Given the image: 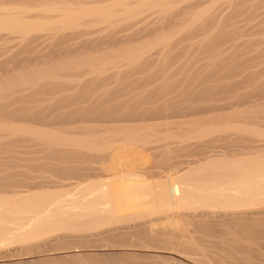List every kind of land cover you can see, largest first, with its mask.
I'll list each match as a JSON object with an SVG mask.
<instances>
[{
    "label": "bare ground",
    "instance_id": "obj_1",
    "mask_svg": "<svg viewBox=\"0 0 264 264\" xmlns=\"http://www.w3.org/2000/svg\"><path fill=\"white\" fill-rule=\"evenodd\" d=\"M201 1L175 8L139 0L121 11V0L103 8L42 5L51 21L12 17L25 8L20 3L0 14V38L20 39L15 49L0 48L13 64L0 65V153L8 150L0 157V260L24 264L19 259L31 254L38 257L33 264H120L132 253L113 247H141L154 262L156 253H168L190 264H264V125L251 123L264 122V82L247 72L227 81L245 63L264 61V47H257L264 39L247 45L235 37L264 32V0H223L225 16L213 3L175 33H162ZM152 6L156 21L117 38L127 43L160 32L152 54L85 53L112 44V28L135 24L128 21ZM89 20L110 30L84 39L88 28H79ZM43 30L61 35L44 37L28 56ZM200 33L204 40L189 41L194 53L216 61L202 58L201 73L170 71L171 40ZM69 36L81 39L68 45ZM214 51L223 57L213 58ZM242 52L250 56L241 60ZM244 81L251 87L241 89ZM236 140L243 142L238 148Z\"/></svg>",
    "mask_w": 264,
    "mask_h": 264
},
{
    "label": "rangeland",
    "instance_id": "obj_2",
    "mask_svg": "<svg viewBox=\"0 0 264 264\" xmlns=\"http://www.w3.org/2000/svg\"><path fill=\"white\" fill-rule=\"evenodd\" d=\"M19 1H21L22 2V0H19ZM19 1H17V0H0V14H3V13H5V12H7L8 10H10L11 8L13 9L15 6L17 7H19ZM24 1H27V0H24ZM24 1H23V4H21L20 3V5H24L25 6V8L24 9H22L19 13H17V15H16V13L15 14H13L12 15V17H14V16H16L17 18H20V19H24V20H26V21H44V20H46V21H51V20H53V16L52 15H46V14H44V13H42V5L43 6H53V7H64L65 6V4H68V5H70L73 9H80L81 8V6L82 7H84V8H96V7H98V8H103V7H106V6H108L109 4L111 5H116L115 3H117V2H119V0H44L43 1V3H42V0H28L26 3H24ZM122 1V3H124V4H120V6H116L115 7V9H117V10H119V11H121L122 9H123V7H125V5H127V6H131V7H133V6H135L138 2H139V0H121ZM160 1V0H159ZM162 1H164V4H174V6H175V8H180V7H182L183 5H185V3H187L189 0H176V1H173V2H170V1H168V0H162ZM203 1H204V3H203ZM46 2V3H45ZM115 2V3H114ZM216 4V6H217V8H216V10H215V12L217 13V14H219V15H221V16H225V15H227L228 13H229V8H227V6L226 5H224L223 3V0H202L201 1V4H200V6H197V8H194L193 10H188V13H190L191 12V14L189 15L188 14V16H186L185 17V19H184V21H182V23L181 24H178V26H177V24L175 25V26H173V27H171L170 26V28L168 27V28H166V29H168V30H166V31H164V32H162L163 34H166V33H168V34H172V33H175V31L178 29V28H180V27H182L183 28V26L186 24V23H189V22H191L192 21V19L194 18V15L197 13V12H199L201 9H203V8H206V7H208V6H210L211 4ZM46 4V5H45ZM155 4H157V2H155ZM117 5H118V3H117ZM79 7V8H78ZM199 7V8H198ZM158 7H156V6H152V7H149V8H147L145 11H144V13H141L140 15L138 14V16H135V17H133V18H131L128 22H129V24L130 23H135V24H133V25H131V26H129V27H127V28H129V29H127V28H125V29H127V30H125V29H122V28H120V29H118L119 27H114V28H112L113 29V31H112V29L110 30V29H108V30H106L107 28H106V26H103V24H101L100 22H98V21H96V22H94V20H89V22H90V24H88V21H87V23L86 22H84L83 23V26L81 25L80 26V28H79V30H81V31H85L87 28H88V30H86L85 32H87V33H85L84 35H82L81 37H84V39L86 38H91V39H95L96 37L98 38V36L101 38V37H103V36H105V34H107L108 33V31L110 30V32L109 33H111L112 34V36H114V39L113 40H111L110 39V42H112V44L111 43H107V46H106V44H99V45H101V46H98L97 48H93V49H90V50H88V53L87 52H85L87 55H93L94 57L95 56H100V55H106V53H108L109 54V56L108 57H124V56H126V55H130V54H132V53H135V52H138V51H144V52H147V54H149L150 52V50L151 49H153V46L156 44V42H158V39H159V35H161L160 34V32H155L154 33V35H153V33H150V35L149 34H146V36L144 37V35H145V33H141V34H139L138 33V35H136V36H134L131 40H129L127 43L126 42H122V41H120V43H119V41H117L118 39L117 38H119V37H121L122 35H125V34H129V33H132V32H135L136 31V29H140L141 27H143L144 25H149L151 22L153 23L154 21H156L157 19H158V14H157V9ZM262 9V10H261ZM260 9V11H264V8H261ZM246 13V12H245ZM244 13V14H245ZM242 14V13H241ZM240 14V17H238V22H237V24L236 25H238V24H241V22H239V21H241V19H242V17H243V19H245L244 17H245V15L244 14H242L241 15ZM51 17V18H50ZM242 19V20H243ZM175 20H178V18L177 17H175ZM93 22V23H92ZM86 23V24H85ZM251 23H253V21L251 22ZM89 25V27H87ZM124 25V23L123 24H119V26H123ZM86 27V28H85ZM130 27H133V28H130ZM82 28L84 29V30H82ZM89 28H91V30L92 31H94L93 32V34H92V31L89 29ZM176 29V30H175ZM91 31V32H88V31ZM99 32H98V31ZM134 30V31H133ZM175 30V31H174ZM181 30V29H180ZM112 31V32H111ZM125 31V32H124ZM170 31V32H169ZM174 31V32H173ZM261 31H264V30H261ZM124 32V33H123ZM1 33H5V31H3V32H1ZM245 33L246 32H243V33H239V34H237V35H235V37L236 38H238L240 41L241 40H244L245 41V39H246V41H248L249 40V38L250 39H253L252 40V44H253V42H254V39H256V38H262V39H264V32H260L257 36H255V37H253L252 35H255V34H252V33H249V34H247L246 33V35H245ZM61 35V33H58V32H55V31H53V30H43V31H41L40 33H39V37L38 38H35V39H33L30 43L31 44H29V47L33 50V53H28L29 55L28 56H32V55H34L35 54V52L37 53V52H39L40 50L39 49H41L42 48V45L40 46V44L42 43V41H43V38L45 37H51V36H58V35ZM86 34H88V36H86ZM114 34V35H113ZM252 34V35H251ZM149 35V36H148ZM3 37L2 38H0V48H2V49H4V47L6 48V50L8 51H10V50H12V49H15L16 48V46H18V44H19V42H20V39H18V37H16V35H12V36H9V35H2ZM117 36V37H116ZM140 36H142V37H140ZM155 36V37H154ZM81 37L79 38V37H72V36H69L67 39H66V43L68 44V45H73V44H75V42L78 40L77 38H79V39H81ZM140 37V38H139ZM144 37V38H143ZM197 37H199V38H197ZM203 37L204 38H206V34L204 33V34H202V33H200V34H195V37L193 36V38H194V40L193 39H182L181 41H187L188 40V42H180V40H179V43H178V40L176 39V41H175V39H174V41L177 43H174V42H172V40H171V46H172V49H171V52L173 53V54H176L175 55V59L174 58H172L174 55L172 54V56H170L171 55V53H170V57L168 56L167 58H171V59H173V60H171L170 62H172V63H170V65H169V67L171 68V70H170V68H169V70L170 71H172V69H174L175 71H176V73H180L181 72V70H182V73H184V71L187 69V71H189L188 69H190L191 71H189L190 73H194V72H198V71H194V72H192L193 70H197L198 68L199 69H203V68H205V67H207L205 64H204V66L205 67H202L203 66V62H205V61H213V60H215L216 59V57H215V59H213L214 58V54H215V56H217V54L218 53H216L215 51V53L214 52H212L211 54H210V52H209V54L210 55H212V59L213 60H210L209 58H210V56L209 55H205V54H202L201 53V55H200V53L199 52H196V53H194L195 51V47H194V45H192L191 46V44L193 43V42H195V40H196V42L197 41H199V40H201L202 41V39H203ZM233 38V39H236V38ZM71 38V39H70ZM76 38V39H75ZM74 39H75V41H74ZM137 39V40H136ZM233 39H232V43H234L236 40H238V39H236V40H234L233 41ZM248 39V40H247ZM193 40V41H192ZM204 40V39H203ZM73 41H74V43H73ZM131 41V42H130ZM141 41V42H140ZM189 41H191L192 43H190ZM230 41V40H229ZM250 41V40H249ZM249 41H248V43L247 42H243V41H241L242 43H247V45L249 44L250 45V43H251V41H250V43H249ZM256 41H260V40H256ZM237 42V41H236ZM261 42V43H260ZM259 42V44H260V46H257V47H264V42H262V41H260ZM37 43H39V44H37ZM117 43H119V44H117ZM229 43H231V41L229 42ZM229 43H225V45L226 46H228V44ZM238 43H240L239 41H238ZM237 43V44H238ZM109 44H111V45H109ZM114 44V45H113ZM194 44V43H193ZM102 45H104V47L102 46ZM13 46H15V48H12ZM171 46H170V48H171ZM8 47H9V49H8ZM12 49H11V48ZM39 47V48H38ZM230 47V46H229ZM229 47H227V48H229ZM154 48H155V46H154ZM5 50V49H4ZM3 50V51H4ZM156 50V49H155ZM154 50V51H155ZM170 50V49H169ZM251 49H249V54L250 55H252V53L253 52H251V51H253V50H251ZM0 51H1V49H0ZM1 51L0 52V65H2V68H5V69H8V70H11V69H13L12 68V62L10 63V59H9V57L7 58V56H9V54H8V52L7 51ZM152 51V50H151ZM224 51H226L225 50V47H224ZM247 51V50H246ZM245 51V52H246ZM32 52V51H31ZM149 52V53H148ZM248 52V51H247ZM95 53V54H94ZM243 53V55H241V60H243L242 58H244V57H247L249 54H245L244 52H242ZM85 54V55H86ZM99 54V55H98ZM150 54H152V53H150ZM208 54V53H207ZM222 54H224V53H222ZM218 55H220V58H218V60L219 59H221L223 56L219 53ZM246 55V56H245ZM249 55V56H250ZM156 56V55H155ZM154 56V57H155ZM209 56V57H208ZM222 56V57H221ZM224 56H225V54H224ZM243 56V57H242ZM248 56V57H249ZM75 57H77V56H74V58ZM111 57V58H112ZM152 57H153V55H152ZM205 59V61L203 60V59ZM10 60L9 62H8V60ZM240 59V58H239ZM238 59V60H239ZM244 59H246V58H244ZM237 60V61H238ZM207 61V62H208ZM216 61V60H215ZM206 62V63H207ZM2 63V64H1ZM250 63V64H249ZM247 62V63H245L244 65H243V67H241L240 69H242V71H239L240 72V74H239V72L238 73H236V75L235 76H233L232 78H229V80H227V81H239V80H241L244 76H246V74H248V73H250V74H252V75H255V74H257V73H259V75H255V77H253L252 76V78H254L253 80L254 81H259V82H264V71H262V70H264V68H262L261 69V67H264V66H262V65H264V61H262L261 63H258L259 64V66H256L257 65V63L256 62H252L253 64H255V66L251 63V62ZM250 65H251V68H250ZM260 65H261V67H260ZM249 66V67H248ZM155 67H159L158 65H154L150 70H152V71H154L153 69H157V68H155ZM246 67H247V69H246ZM245 68V69H244ZM256 68V69H255ZM257 68H260V69H257ZM199 70V72L200 71H203V70ZM257 71H255V70ZM173 70V71H174ZM178 70L180 71V72H178ZM184 70V71H183ZM245 70V71H244ZM258 70H260L259 72H258ZM249 71V72H248ZM252 71V72H251ZM254 71V72H253ZM188 72V73H189ZM242 72V73H241ZM247 72V73H246ZM262 72V73H261ZM108 73H110L109 71H107V72H105L104 74H108ZM201 73V72H200ZM245 75H244V74ZM262 74V75H261ZM0 75L2 76L3 74L1 73V68H0ZM237 75H239V76H237ZM249 75V74H248ZM0 76V77H1ZM241 76H242V78H241ZM251 76V75H250ZM3 78L5 77V76H2ZM259 77H260V79H259ZM3 78H0V80H3ZM251 78V79H252ZM257 80H256V79ZM253 81V83L251 82V85L253 86V84L255 83ZM245 82V84L243 85V82H242V84H240L239 86H240V88H241V86H242V88L241 89H244V88H246L245 87V85L247 84V82L246 81H244ZM248 83H250V82H248ZM258 83V82H257ZM256 84V83H255ZM248 85V84H247ZM250 85V84H249ZM248 85V87H251V86H249ZM240 88H238V89H240ZM240 89V90H241ZM262 100H264V99H262ZM259 102V101H258ZM261 102V101H260ZM259 102V103H260ZM258 103V104H259ZM261 103H264V101H262ZM262 105H264V104H262ZM235 120L236 119H234V122H235ZM237 122H238V120H236ZM247 122V124H248V120L246 121ZM251 122V121H250ZM250 122H249V124H250ZM224 123V122H223ZM239 123V122H238ZM238 123H233V124H238ZM242 123V122H241ZM252 123V125H254L255 124V127L256 126H258V125H261V123H262V125H264V122H260V120H256V121H252L251 122ZM240 124V123H239ZM238 124V125H239ZM251 124H250V126H252ZM261 125V126H262ZM262 129H261V131L262 132H264V126H262L261 127ZM239 135H241L240 134V132L238 133ZM261 138H264V137H261ZM236 139H241V138H236ZM242 140V139H241ZM237 142L235 143V147L234 148H238L237 146H240L243 142L242 141H244V140H242L241 141V143L240 142H238V140H236ZM240 143V144H239ZM8 150H6V152H7ZM3 153H0V157L1 156H4V155H6V154H8V153H6L5 152V150L4 151H2ZM5 152V153H4ZM228 235H226V237H227ZM229 237H231V236H229ZM126 248V249H125ZM119 249V250H118ZM113 252H120V251H126V252H130V253H132V256H130L129 257V260L128 261H126V262H123V261H119L120 262V264L122 263V264H138V263H142V264H148V262H149V264L151 263V264H155V262H156V264H166V261H167V264H171V262H172V264H173V260H175V262H176V264H182L181 262H183V263H188V264H190L188 261H186L185 259H183V258H179L178 256H174L173 254H168V253H156L157 255H162V257L160 258V257H157V255L155 254V256L157 257V260H156V257H154L155 258V262H154V259H153V261L150 259V258H144L145 256L143 255V254H145V250L144 249H142L141 247H119V248H117V247H113L112 249H111ZM116 250V251H115ZM107 251H109V252H112V251H110V249H107V250H105V252H107ZM134 251V252H133ZM148 251H150V250H148ZM151 251H153V250H151ZM137 254V255H136ZM29 255H31V254H28V255H22V256H24V257H22V256H20L19 258H21V259H19V260H21L22 262H23V260H25V258H26V260L24 261V264H29L31 261H33L34 260V263H35V260H37L38 259V257L37 256H35V255H31V257L29 256ZM136 255V256H135ZM141 255V256H140ZM159 255V256H160ZM165 255H166V257H165ZM171 255V256H170ZM28 256V257H27ZM33 256H34V258H33ZM37 257V258H36ZM140 257H142V258H140ZM36 258V259H35ZM167 258V259H166ZM168 258H172V259H168ZM10 260V262H8L9 260ZM27 259H29L28 261H27ZM30 259H31V261H30ZM144 259V260H143ZM146 259V260H145ZM166 259V260H165ZM179 259V260H178ZM6 262H5V261ZM15 260V261H14ZM148 260V261H147ZM160 260V261H159ZM163 260V261H162ZM172 260V261H171ZM178 260V261H177ZM27 261V262H26ZM30 261V262H29ZM129 261L131 262V263H129ZM139 261H142V262H139ZM152 261V262H151ZM186 261V262H185ZM5 262V263H4ZM13 262V263H12ZM18 262V260H17V257H14V258H4V259H1L0 260V264H15V263H17ZM118 262V263H119ZM134 262V263H133ZM138 262V263H137ZM154 262V263H153ZM159 262V263H158ZM175 262H174V264H175ZM18 263H20V261L18 262ZM32 263V262H31ZM30 263V264H31ZM20 264H23V263H20ZM33 264V263H32Z\"/></svg>",
    "mask_w": 264,
    "mask_h": 264
}]
</instances>
